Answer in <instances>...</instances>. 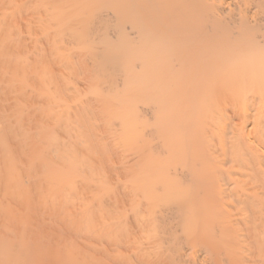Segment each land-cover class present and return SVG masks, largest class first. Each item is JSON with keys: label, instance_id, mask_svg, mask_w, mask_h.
Instances as JSON below:
<instances>
[{"label": "bare ground", "instance_id": "1", "mask_svg": "<svg viewBox=\"0 0 264 264\" xmlns=\"http://www.w3.org/2000/svg\"><path fill=\"white\" fill-rule=\"evenodd\" d=\"M0 264H264V0H0Z\"/></svg>", "mask_w": 264, "mask_h": 264}]
</instances>
